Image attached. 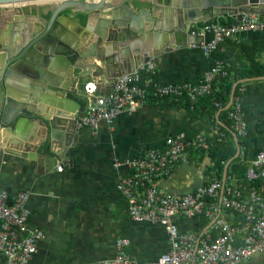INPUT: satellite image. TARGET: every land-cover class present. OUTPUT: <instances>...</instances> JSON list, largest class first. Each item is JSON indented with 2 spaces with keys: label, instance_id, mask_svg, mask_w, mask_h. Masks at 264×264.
I'll return each instance as SVG.
<instances>
[{
  "label": "crops",
  "instance_id": "0c3cea01",
  "mask_svg": "<svg viewBox=\"0 0 264 264\" xmlns=\"http://www.w3.org/2000/svg\"><path fill=\"white\" fill-rule=\"evenodd\" d=\"M130 1H142L149 7L157 4L164 11H180L189 3V0ZM60 2L29 3L27 14L18 12L21 5L2 6L0 30L6 29L8 21L17 16L28 18L26 23L32 27L37 17L33 15L35 11L48 12ZM70 15L74 16V13ZM61 26L73 34H68V38L76 48L91 47L96 38L95 30L100 28L97 20L92 23L89 34L68 19H64ZM213 38V33H205L202 42ZM229 39L257 48V60L264 67V29L240 30ZM214 52L206 55L201 43L170 44L161 53L142 58V61L154 58L158 78L163 82H198L217 60L213 57ZM133 54L134 58L124 68L126 71L118 68L117 73L111 71L105 79L90 78L86 82L96 79L99 82L98 94L108 93L117 77L132 71L142 62L138 64L141 59L136 52ZM219 77L222 75L215 78L214 90ZM236 83L235 92L238 88L240 95L234 99L240 98L242 116L247 123L239 164L248 166L264 142V74ZM84 85L81 87L83 93ZM79 101L84 110L86 102ZM212 113L211 106L196 109L191 103L172 98L171 101L145 99L137 101L133 112L124 111L112 122H102L97 130L90 127L69 130L60 126V138L56 136L53 139L42 120L35 117L27 120L15 140H0V192L7 193L10 198L21 191L29 192L30 226L45 233L30 264H106L119 253L118 240L121 238L131 240L124 250L134 262L155 260L168 252L171 242L164 226L151 222L137 224L131 218L129 198L120 190L122 180L130 173L127 161L143 156L150 149L163 148L166 139L178 133L188 136L201 133L211 140L217 138L221 134L219 126H225V122L231 120L229 111L224 120L220 111L215 118L210 116ZM62 132L74 139L62 141ZM233 134L236 135L234 131ZM56 152L61 154L60 158ZM212 166L213 160L208 154L190 156L188 163L178 165L169 176L158 178V184L169 193L183 194L207 183L213 174H208ZM236 177L241 180L239 174ZM221 180L223 186L227 184L228 179L224 183V175ZM206 221L195 218L183 220L179 225L183 230L203 234L208 226L204 224ZM241 264H264V252L254 254Z\"/></svg>",
  "mask_w": 264,
  "mask_h": 264
},
{
  "label": "built area",
  "instance_id": "2783aa9c",
  "mask_svg": "<svg viewBox=\"0 0 264 264\" xmlns=\"http://www.w3.org/2000/svg\"><path fill=\"white\" fill-rule=\"evenodd\" d=\"M263 29L264 16L249 13L233 25L219 21L205 23L199 32H211L214 38L202 42L201 48L210 56L240 30ZM219 75L226 76L228 71L222 61L216 60L201 81L167 83L158 78L155 59L148 58L117 77L108 93L98 94L96 79L86 82L89 111L86 117L77 119L75 128L97 130L102 122H112L126 110L133 112L138 100L168 97L195 102L213 93L214 80ZM229 119L238 138H244L247 123L239 97L234 99ZM223 138L224 134H219L218 139ZM207 141L201 133L194 136L178 133L169 136L163 148L150 149L143 156L127 161L130 173L122 180L120 190L129 198L132 220L137 224L151 222L164 226L171 247L155 260L134 262L124 250L131 240L121 238L119 253L106 264H241L254 254L264 252V142L246 170V181L261 184H253L247 191L243 179H236L237 174L223 186L221 178L213 173L207 183L183 194L169 193L159 186L158 178L169 176L178 165L188 163L190 150L207 146ZM29 197L26 191L14 198L0 192V264H30L45 237L43 230L30 226ZM195 218L209 222L203 234L180 228L181 221Z\"/></svg>",
  "mask_w": 264,
  "mask_h": 264
},
{
  "label": "water",
  "instance_id": "95a60500",
  "mask_svg": "<svg viewBox=\"0 0 264 264\" xmlns=\"http://www.w3.org/2000/svg\"><path fill=\"white\" fill-rule=\"evenodd\" d=\"M37 1L44 0H0V7L21 5V13L27 4ZM141 4L129 0H62L44 22L37 20L29 34L25 18H11L8 27L0 30V140H15L27 120L35 117L42 120L53 139H59L60 126L71 130L78 118L88 114L90 99L81 89L87 79H105L111 71L124 70L134 58L133 52L141 59L139 64L142 58L156 56L170 44H200L204 40L199 32L202 23L226 17L239 22L246 13L264 16V0H189L180 11H164L157 4L146 9ZM64 19L88 34L92 23L98 21L100 28L95 30L91 47L72 44L68 34H73L61 26ZM237 85L226 109L233 104ZM79 100L86 102L84 110ZM61 137L66 142L74 139L63 132ZM235 139L238 150L226 165L224 183L231 161L240 154V140L236 135Z\"/></svg>",
  "mask_w": 264,
  "mask_h": 264
},
{
  "label": "trees",
  "instance_id": "16d2710c",
  "mask_svg": "<svg viewBox=\"0 0 264 264\" xmlns=\"http://www.w3.org/2000/svg\"><path fill=\"white\" fill-rule=\"evenodd\" d=\"M219 22L227 25H233L236 20L232 17L228 19L222 18ZM205 23L200 24L203 26ZM258 49L253 46H248L243 42H236L233 39H227L222 43L219 48L214 52L213 57L217 60H222L225 64V68L228 71L227 76L219 77L217 85L215 84V90L210 95L200 97L195 102L189 99H182L179 102L186 101L195 106L196 109H200L201 106H211L213 112L210 116L215 118V115L220 111V117L224 120V117L228 114L229 109L226 106L229 103L230 96L232 94V87L238 80H244L248 78L259 77L264 74V67L260 61L257 60ZM238 88L235 92V96H239ZM161 100V99H160ZM162 100L171 101V98H163ZM225 126H219L220 132L224 134L223 140H219L218 137L214 139H208L207 146H203L197 151L192 149V157H196L198 154H208L213 160V166L210 167L209 173H216L221 179L223 178L226 164L234 158L237 153L238 145L236 143L233 129L231 127V121L225 122ZM240 147L244 145V138L239 137ZM202 157V156H201ZM247 166L239 164V156L233 159L230 163L227 184L231 176L239 174L244 181V188L247 191L251 185H260L261 182L246 181ZM205 226L209 224L208 221L204 222Z\"/></svg>",
  "mask_w": 264,
  "mask_h": 264
},
{
  "label": "flooded vegetation",
  "instance_id": "af4514ba",
  "mask_svg": "<svg viewBox=\"0 0 264 264\" xmlns=\"http://www.w3.org/2000/svg\"><path fill=\"white\" fill-rule=\"evenodd\" d=\"M129 1H130V0H129ZM61 2H62V0H61ZM130 2H132V1H130ZM139 2H140V1H139ZM141 2H142V1H141ZM132 3L135 4L136 2H132ZM58 4H59V3H58ZM58 4H57V5H58ZM57 5H56V6H57ZM141 5H142L143 8H146V9H147V8H151V7L147 6L144 2H142ZM54 7H55V6H54ZM54 7H53V8H54ZM53 8H49L50 10H49L48 12L45 11L44 13H40V11H39V12H38V11H35V12L33 13V15H36L37 17H36L35 23L32 25V27H34V25L37 23V20H39L40 22H41V20H42V21L44 22V20L50 15V11H51V9H53ZM27 10H28V8L24 11L26 14H27ZM138 10H139L138 8H135V11H136V12H139ZM21 13H22V12H21ZM21 13H20V14H21ZM65 13L68 14V13H70V11H66ZM24 15H25V14H24ZM44 18H45V19H44ZM25 19H26V18H25ZM27 20H28V18L26 19V22H28ZM19 22H21V21H19ZM45 23H46V22H45ZM27 24H28V23H27ZM43 24H44V23H43ZM33 29H34V28L31 29V27H30V29H29L30 31H28V30H25V31H27L28 34H29L30 32H32V33L34 32ZM27 36H28V35H27ZM87 82H88V81H87ZM85 84H86V83H85ZM84 87H85V85H84ZM85 93H86V92H85ZM87 96H88V95H87ZM88 97H89V96H88ZM89 99H90V98H89Z\"/></svg>",
  "mask_w": 264,
  "mask_h": 264
},
{
  "label": "rangeland",
  "instance_id": "374dc122",
  "mask_svg": "<svg viewBox=\"0 0 264 264\" xmlns=\"http://www.w3.org/2000/svg\"><path fill=\"white\" fill-rule=\"evenodd\" d=\"M43 2H46V3H56L57 0H44V1H37V3H43ZM35 3V2H33Z\"/></svg>",
  "mask_w": 264,
  "mask_h": 264
}]
</instances>
